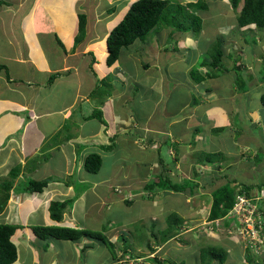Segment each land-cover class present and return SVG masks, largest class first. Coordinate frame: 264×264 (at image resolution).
Wrapping results in <instances>:
<instances>
[{
  "label": "rangeland",
  "instance_id": "rangeland-1",
  "mask_svg": "<svg viewBox=\"0 0 264 264\" xmlns=\"http://www.w3.org/2000/svg\"><path fill=\"white\" fill-rule=\"evenodd\" d=\"M32 1L33 0H31L30 4L26 3L27 5L22 8L21 14L16 17V19H19V21H16L17 28L21 23L22 17L31 9ZM88 1L89 3L82 0L78 6V11L86 13L89 20L91 18L89 12L92 9L90 4L99 7L102 14L112 9L114 11L112 15L113 19L116 15H120V17L123 18L124 14L127 12H125V7H130L136 0ZM203 1H205L209 7L206 11L202 9L199 10L194 5L190 4L191 2L196 3L198 0H171L172 4L168 9V13L173 17L171 21H174L176 24L184 25L185 29L192 25L191 14L197 15L203 20L204 30L202 32H205V34L198 37L201 38V40L198 39L197 43L192 31L184 32L183 30L180 32L173 27L164 26L163 24L162 27L160 26L154 29L144 39H139L133 45L122 50L119 58V69L125 72L126 76L124 75L125 82L120 84L123 85L126 90L124 101L125 103L127 101V104H125L124 109H127V114H131L134 121L138 116L142 122L149 119L152 125L156 124L158 127L164 120L160 114L170 117L171 120L179 121L172 126V132H170L171 134L169 137H166L165 134L160 132H150V141L156 142L154 150L151 145L146 143L147 138H144L143 142L140 140L144 134H142L141 131H144L143 125L139 123V128L137 127L135 130L131 129L130 134L128 130L126 138L128 137L129 139L120 142L116 139L114 142V150H106V157L101 156L102 164L100 168L102 169L97 175V179H109L113 187L117 189L115 192L114 190L111 192L112 194L110 196L113 198L110 199L109 197L107 203L110 204H108L107 207L103 206V200L101 199V206H98L102 207V210L99 215H94L91 223L93 226L101 224L105 226V230L99 232L103 233L108 239H111L115 248L110 249V247L105 245L102 241L91 240L89 238H85L89 240L87 245L90 244V247L93 246V248H88L86 251L81 250L77 246L75 250L69 249L66 246L68 242H59L61 248L58 254L59 264H77V261L75 262L77 256L80 257L83 263L86 262L88 264H160L154 262L156 258L158 261L167 262L169 264H203L199 257L198 249L210 246L216 248L221 247L228 252L226 264H242L241 261L244 259L242 257V255H244L243 252L251 242L264 243V238L260 236L259 230L254 228L256 219H249V216L255 210L254 203H252L253 207L252 210H250V214L245 211L244 208L240 207L235 213L237 217L232 216L226 221L221 219L216 222L215 226L208 217L211 207V194L216 189L225 185L234 187L230 185V183L236 181V184H239L237 192H240L244 190L240 185L243 182H248L246 184L252 183L253 186L257 183H264V175L263 173L261 174V171L264 170V106L262 105L263 110L260 111H258L259 109L253 110L252 107L253 103L259 105L258 100H260V96L264 93V82H262L264 81V64H262L264 63V29L256 27L238 28L237 16L243 6L242 2L238 10L235 11L232 8L230 0ZM219 1L221 3H219ZM122 12L125 13L122 14ZM51 13L53 17L52 20H55L57 23V14L55 10ZM172 14L175 16H172ZM64 21L65 20L62 22ZM106 21L107 19H104L99 25L98 32L101 36L107 32V26H105ZM3 22V18L0 19V27H2ZM115 25L113 26L112 24L113 28ZM73 27L72 25V28ZM172 32H174V34ZM171 33L173 34L172 36ZM203 36L205 39H203ZM217 39H220L218 41L221 42V48L225 52L222 64L228 69V72H220L219 69V76L217 78L207 79L198 84L193 81L190 76L191 65L195 66L198 61L200 62L208 58L207 55L209 51L213 50L212 46L217 43ZM170 40L173 41V45H180L181 48L186 50L189 49V51L180 50L178 53L179 55L176 53V55L170 54L172 53L171 50L173 47L172 44L168 43ZM176 41L177 43H175ZM0 43H7L1 35ZM187 44L188 46H186ZM153 48L155 49L153 50ZM167 48L171 49L167 50ZM0 50L5 51L6 48L0 45ZM100 51L104 52L105 55L104 53H93L91 58L98 61V58L102 56V59L105 60L108 52L106 44L102 45V50L100 49ZM156 51L159 52V54H156V57L160 58V60L153 57L152 52L156 53ZM230 52L232 55L231 57L229 56ZM238 58L239 61L235 64ZM188 59L192 60V64L188 62ZM208 60V62H212L210 57ZM146 64L150 66L146 68ZM235 65L241 67V75L248 83L244 85V88L246 86V91L248 90L247 92H243L242 90H244V88L241 90V86L236 81L238 77L233 70ZM52 66H58V59L52 61ZM106 67L105 64L103 69L107 70ZM206 69L212 70L210 67L202 68V73H204ZM153 71H158L163 74L161 78H157L155 82V88L156 85H159L162 88L161 90L159 88L154 89L152 85L154 82L148 80L150 77L154 76ZM162 79H164V81H161ZM104 83H106L105 86H108L111 94H115L118 91V83L115 76H112L111 79L108 78V80L101 84ZM168 83L170 87H174V91L169 87L171 89L170 94L168 93ZM163 92L166 96L165 102L160 106H156V111H158V113L149 118V115L155 108L154 101L161 98ZM232 100H234L235 103L239 102L238 108L242 107L243 109L241 116L246 120L245 123L240 122L239 116L235 118V112L234 115L231 114L232 116H229L230 126L234 125L235 128V125L237 126L238 123H240V127L242 125L244 126L242 128L243 132L239 138L235 139L236 147L238 144L239 146H244V148L251 145V150L248 151L246 156L242 159L239 158L238 153H233L231 155L233 160L231 159L221 164L219 168L196 165V161L201 153L200 150L196 151L198 157H195V154H193L191 150H182L184 146L190 148L189 143L192 142L194 138V131L190 129L186 136L183 137V141H181V137H178L180 133L184 134L185 123L183 119L180 120L182 114L184 112L185 114L187 112L198 113L199 111L201 113L202 110V112L209 111L214 118H222L224 112H231V107L233 106ZM248 102H250V105ZM245 105H249L248 108H246ZM186 106L188 107L185 108ZM162 107H164L166 111L162 109ZM118 111L119 109L117 106V113ZM180 111L183 112L178 114ZM166 121L163 122L164 125L167 123ZM227 123L228 122H226L224 126H226ZM89 124H91V122ZM152 125L150 127H152ZM245 125L255 126L252 127L251 132ZM89 127L92 128L93 126L90 125ZM214 128L215 127H213L211 131H213ZM203 130L204 129L200 127L197 132ZM138 132L142 135H140L141 138L136 140V142L134 139L136 135L138 136ZM160 136L163 138H157ZM222 137L231 141V132L226 130ZM196 139L200 145L201 137H197ZM176 141L181 142L175 144ZM37 142L39 143V137L37 138ZM88 150V148L84 149V151ZM181 150V154H177L176 151ZM95 152L101 153L102 155L105 154L104 152L102 153L101 150ZM61 156L62 154L59 152L56 158L50 159L45 172H63L65 167H63L60 162ZM247 156L251 158L250 161L247 159ZM45 157L50 158L49 153H46ZM156 162L157 165L155 166L154 164ZM195 165L196 171L200 174L198 177L193 173V167ZM163 171L164 174H162L165 176L164 178H167L166 182H169L167 183L168 187H170V184H182L186 179L200 183L202 180H211L213 184L206 185L201 183L200 188H195L193 196L188 194L189 190L184 192L183 196H181L177 190L173 192L171 189L169 191L158 192L155 194L156 197L154 199H149L147 195L144 196L146 192L144 189L146 186L156 183L154 179L155 175ZM68 179L69 180L65 182L67 184L69 182L73 183L80 178L79 176H75L69 177ZM21 180L23 187H25L30 179L22 178ZM74 186H76V191L79 192L89 187H82L81 183ZM97 191L102 193L104 188L100 187ZM256 195V191H253V196ZM70 196L71 194L69 197ZM66 197H68V195ZM260 197H262V195ZM89 199L90 202H92L94 196L89 195ZM129 199L132 201L131 206H128L130 204L127 205L126 203ZM154 201L158 203L154 204ZM255 203L259 209H263L264 201H257ZM173 213L184 218L185 221L183 223L186 224L184 227L185 231L179 233L175 238L164 243L162 246L156 247L157 240L155 237L151 236L152 231L150 230H153V233L159 236V233L156 232L167 229L168 224L165 223V221ZM232 213L234 212L232 211L230 214ZM255 213L252 214V217H255ZM258 217L259 215H257V219ZM103 218H105V221H103ZM237 218L240 223L239 226ZM224 221L228 226L233 227L231 234H227L228 229L222 225ZM60 226L69 227L67 225ZM112 226H115L118 231L117 238L116 236L111 238L112 234L109 235L108 233ZM153 226L155 227L153 228ZM234 228H236V232ZM189 230L192 231V234L188 232ZM219 236L229 241L223 243V241L218 239L220 238ZM150 248L157 249L156 251L159 254H157V252L153 254ZM125 250H127V253H125ZM145 255L148 257L147 259ZM132 256L137 258L141 257V259L138 261L134 259L130 260ZM79 264H82L81 261ZM262 264H264V262Z\"/></svg>",
  "mask_w": 264,
  "mask_h": 264
},
{
  "label": "crops",
  "instance_id": "crops-1",
  "mask_svg": "<svg viewBox=\"0 0 264 264\" xmlns=\"http://www.w3.org/2000/svg\"><path fill=\"white\" fill-rule=\"evenodd\" d=\"M84 1L89 3L88 0ZM81 2L82 0H33L31 9L22 17L17 28L16 21L19 19L16 17L21 14L23 7L31 3V0H0V19L4 20L0 27V35L7 41V43H0L6 48L5 51L0 50V209L3 208L0 213V224H11L18 227L11 238L18 250V260L14 264H59L58 254L61 249L59 242L63 241L39 239L35 235V227L55 226L62 223L72 228L89 231L105 230L102 224L93 226L91 221L94 215H99L102 210V207L98 206L101 199L103 206L107 207L110 204L107 200L109 197L113 198L110 196L111 192L113 190L115 192L117 188L113 187L109 179H97L102 168L97 172L87 169V157L92 154L106 157L104 147L111 145L116 139L119 142L129 139L126 138L128 130L130 134L131 129L139 128L138 123L143 125L144 132L139 130L144 134L141 138L142 134L138 132L134 140L141 138L143 142L144 138H147L146 143L154 150L156 142L150 141V132H160L169 137L172 126L179 121L171 120L170 117L162 114L160 115L164 120L159 127L156 124L152 125L149 119L142 122L139 116L134 121L133 116L127 114V109H124L127 104V101L126 103L124 101L126 90L120 83L125 82L126 73L119 69V61L114 66L108 67L106 58L103 60L101 56L98 61L91 58L93 53H104L100 49L102 50V45L106 44L113 26L122 20L120 15L112 19L111 15L102 14L99 7L90 4L92 9L89 12L91 18L88 20L87 37L76 50H73L74 40L78 33V6ZM125 8L126 12L129 7ZM54 10L57 14V23L52 20L51 12ZM104 19H107L105 23L107 32L101 36L98 28ZM63 20L65 21L62 22ZM203 34L205 32H202ZM58 39L64 44L65 49L59 45ZM152 54L153 57L158 58L156 54L159 52H152ZM229 56H232L231 52ZM55 59H58L56 67L52 66V61ZM104 63L107 70L103 69ZM145 66L148 68L150 65ZM53 74H59V77L49 84ZM153 74L155 77H150L148 80L154 82L152 84L154 89L161 90L159 85L155 88V82L163 74L158 71H153ZM112 76L117 79L118 91L115 94L104 96L95 94L98 86L108 78L111 79ZM169 87L168 83L170 94L174 87H170L171 89ZM165 97L163 92V96L154 101L155 108L149 118L158 113L156 106L163 104ZM258 101L259 105L252 104L253 110H263L260 100ZM248 103L250 105V102ZM232 105L231 112H224L222 118H214L209 111L202 112L201 110V113L195 111L196 113L187 112L186 114L184 112L180 119H183L185 123L184 134L180 133L178 137H181L183 141V137L191 129L195 133L192 139L195 145L190 142V148L184 146L182 150L193 151L195 157H198L197 150L222 153L228 161L233 160L231 155L236 152L242 159V156L251 150V145L244 148L238 144L236 147L235 139L239 138L237 129L244 126L240 127V123L235 125V128L234 125L230 126L229 116L234 115L235 112V118L239 116L240 122L245 123L246 120L241 116L243 109L238 108L239 102L235 103L232 100ZM249 105H245L246 108ZM96 111H102L103 121L97 118ZM164 121L167 122L165 125ZM226 122L228 123L224 126ZM90 125L93 127H89ZM253 126L245 125L251 132ZM200 127L204 130L197 132ZM213 127L215 128L211 131ZM216 128L220 129L217 133H215ZM226 130L231 132V141L222 137ZM38 137L39 143L37 142ZM197 137H201L200 145ZM181 141H176L175 144ZM85 148L89 150L84 151ZM97 150L105 154L96 153ZM182 150L176 151L177 154H181ZM59 152L62 154L60 162L65 167L63 172H45L50 159L56 158ZM46 153H49L50 158L45 157ZM154 165L156 166L157 162ZM196 165L203 167L198 163V159ZM196 165L193 167V173H195ZM16 167L20 168V174L5 203L7 191L3 183L11 179L10 172ZM204 167L219 168L220 166L216 164ZM262 173L264 175V170L261 171ZM75 176H79L80 179L73 183H65L69 177ZM22 178L38 181L48 178L55 179L43 193L29 194L23 192ZM78 183H81L82 187H89L81 192L76 191L74 185ZM100 187L104 188L102 193L97 191ZM256 194L258 195L257 191ZM89 195L94 196L92 202H90ZM261 199H264V190ZM66 200L72 204L65 211L62 221L53 220L50 212L51 203ZM155 203L158 202L154 201ZM108 233L112 234L111 238L115 236L117 238L118 231L115 226H112ZM65 242H68L66 246L73 250L77 249L76 246L85 251L93 248L89 246L90 244L87 245L89 240L84 238L79 242ZM76 261L77 264L80 261L82 264H88L83 263L78 256Z\"/></svg>",
  "mask_w": 264,
  "mask_h": 264
},
{
  "label": "trees",
  "instance_id": "trees-1",
  "mask_svg": "<svg viewBox=\"0 0 264 264\" xmlns=\"http://www.w3.org/2000/svg\"><path fill=\"white\" fill-rule=\"evenodd\" d=\"M232 8L237 11L238 7L240 6L241 2H243L242 9L239 11V14L237 16V26L238 28H249V27H256V28H262L264 29V0H230ZM219 3H221L219 1ZM171 0H136L131 4L128 11L122 18V20L111 30L109 33L107 40H106V46L108 49V55L106 57V64L108 67H112L119 61V58L121 56V52L124 48H127L131 45H133L137 40L144 39L147 37L154 29H157L158 27H162L164 24L168 27H173L180 32L184 30V32L192 31L196 43L197 40H201L202 31L204 30L203 26V20L194 14H191L192 18V25L185 29V26L182 24H176L174 21H171L170 14L168 13V9L171 6ZM191 5H194L199 10H208V4L203 0H198V2H191ZM190 5V6H191ZM113 10H109L106 12V14L113 15ZM172 16H175L172 14ZM78 34L75 37L74 40V46L73 50H76L78 46H80L87 37V25H88V16L84 12H79L78 14ZM175 19V18H174ZM174 34V32H172ZM171 33V36L173 35ZM201 33V34H200ZM200 35V36H199ZM170 37V36H169ZM184 39V38H182ZM203 39L204 36H203ZM220 39H217V43L213 45V50L209 51L208 58L210 57L212 59V62H208V58H205L203 61H198L196 65H191L190 69V76L196 83H202L207 79H214L219 76V69L220 72L226 71L228 72V69L224 67L222 64L223 57H224V51L221 48ZM173 41H169V44H172ZM58 43L60 46H62L65 49L64 44L58 39ZM177 43V41L175 42ZM173 45V44H172ZM183 45V44H182ZM188 46V44L186 45ZM185 46V47H186ZM171 48H167V50H170ZM180 50H186L184 48H181L180 45L177 46V44H174L172 47V52L179 53ZM186 51H189L187 49ZM195 60V59H194ZM95 61V60H94ZM196 61V60H195ZM239 61V58L236 59L235 64ZM188 62L192 64V60L188 59ZM264 64V63H262ZM261 66V65H260ZM147 67V66H145ZM212 68V70L206 69L204 73H202V68ZM215 70V71H214ZM233 70L237 74L236 81L241 86V90L244 88V85H247L248 83L243 79V76L241 75V67L238 65H235ZM59 77V74H53L50 78L49 84H52L56 78ZM264 82V81H262ZM106 83L99 85L97 90L95 91V94H99L101 96L111 94L108 86H105ZM108 84V83H107ZM110 85V84H108ZM240 90V91H241ZM243 92L246 91V86ZM260 101L262 105L264 106V93L260 96ZM97 118L101 121H103V114L102 111H96ZM240 126V125H239ZM220 131L219 128L215 129V133ZM243 132L242 128L237 129V136L239 137L241 133ZM193 145H195V142H192ZM114 143L111 145L105 146L104 149L106 150H114ZM199 155V152H198ZM246 154L242 156L245 157ZM261 156V154H260ZM257 157L261 160V158L257 155ZM262 157V156H261ZM247 159L250 161L251 158L247 156ZM228 162L227 158L222 153H208L206 151H202L200 153V156L198 158V163L203 166H213L218 164L219 166L221 163ZM102 164V157L99 154H92L87 157L86 165L87 169L91 172H97L100 170V165ZM194 175L198 177L200 175L196 169L194 170ZM163 172H159L155 175L156 183H153L151 185H147L144 189L145 195L148 196L149 199H154L156 197L155 194L158 192L163 191H169L170 189L174 191L177 190V192L183 196L184 192L189 190V195L193 196L195 188H200L201 183L203 184H213L211 180H202L200 182H196L190 179H186L182 184H170V187L167 186L165 176L163 175ZM20 174V168L16 167L10 172L11 179L4 184V189L7 191L6 194V201L7 203L9 199V194L11 189L13 188L15 180L19 177ZM55 178H48L45 180H30L27 182L26 186L24 187L23 192L27 193H43L44 190L49 186V184L54 180ZM237 182L234 181L230 183V185H233L234 187H231L229 185L222 186L218 189H216L211 194V201H210V211H209V220H211V223L215 226L216 222L219 220H228L230 217L237 215L235 213L230 214L234 208L236 203L238 202L237 193L243 194L245 193L248 198L253 197V191L258 192V196L262 195V191L264 190V184L257 183L256 185H252V183L246 184L248 182H243L240 184L244 190H241L240 192H237V187L239 184H236ZM192 188V189H188ZM183 192V193H181ZM131 198V196H130ZM4 201V200H3ZM258 201V200H257ZM253 201V202H257ZM131 200L126 201L128 206H131ZM261 202V201H260ZM72 204L69 200L59 202L54 201L51 203L50 206V212L53 220L55 221H61L63 219V215L65 214V211L69 207V205ZM256 204V203H254ZM258 208V207H257ZM3 211V208L0 209V213ZM261 214V215H260ZM257 215H259L258 218L259 221L256 223V229L259 230L260 235L264 236V207L263 209H257L255 213V218H257ZM184 218L180 217L178 214L173 213L171 214L165 221V223L168 224L167 229L161 228V232L157 231L156 233H159V236L155 233H153V230L151 232V236L155 237L157 240L156 247L162 246L164 243H167L170 239L176 237L179 233H183L184 227L186 224H184ZM225 221L222 223V225L228 229L227 234H231V231H233V227L228 226ZM238 226H239V220ZM155 226H153L154 228ZM17 226L11 225V224H0V264H14L18 260V250L17 246L14 244V242L11 240L12 236L14 235L15 231L17 230ZM238 228V227H237ZM36 235L41 239H48V238H56L59 241H71V242H79L83 238H89L91 240L96 241H102L105 245L109 246L110 249H114V243L110 239H108L103 233L99 231H89L79 228H72V227H66V226H50V227H36L35 229ZM236 232V228H234ZM219 240L226 242L229 240H225L222 238V236H219ZM217 239V240H218ZM233 240V239H232ZM234 243V242H233ZM235 245V244H234ZM259 245V246H258ZM90 246V245H89ZM87 246V247H89ZM149 246V245H148ZM150 247V246H149ZM151 251L155 252V248H150ZM199 250V257L203 264H226L227 258H228V252L226 250H223L221 247H202ZM125 253H127V250H125ZM244 255L242 257V264H262L264 262V246L263 244L260 245V243L251 242L247 249L243 252ZM247 253V254H246ZM256 256V257H255ZM155 262L160 264H165L167 262H161L155 259ZM169 264V263H167Z\"/></svg>",
  "mask_w": 264,
  "mask_h": 264
},
{
  "label": "clouds",
  "instance_id": "clouds-1",
  "mask_svg": "<svg viewBox=\"0 0 264 264\" xmlns=\"http://www.w3.org/2000/svg\"><path fill=\"white\" fill-rule=\"evenodd\" d=\"M243 3V2H242ZM239 8V7H238ZM242 9V8H241ZM240 9V10H241ZM238 10V9H237ZM128 11V10H127ZM261 102V101H260ZM262 104V103H261ZM38 181V180H37ZM116 190V189H115ZM30 194V193H29ZM32 194H34V193H32ZM239 196H246V194L245 193H243V194H239L238 193V195H237V197L239 198ZM247 197V196H246ZM249 199H251L252 201H257L258 199H261V197L260 196H258V195H256V196H253L252 198H249ZM258 201H261V200H258ZM253 203H255V202H253ZM256 205V204H255ZM51 206V205H50ZM256 207H257V205H256ZM258 209V208H257ZM53 219V218H52ZM259 219L260 218H256V221L254 222V228H256V223L259 221ZM62 221V220H61ZM61 221H57V222H61ZM60 225H64V224H62V223H60V224H58V225H55V226H58V227H61ZM39 227H50V226H39ZM36 228V227H35ZM34 228V229H35ZM241 228V227H240ZM85 230V229H84ZM34 232H35V230H34ZM35 235H36V233H35ZM37 236V235H36ZM260 236H262V235H260ZM263 238H264V236H262ZM37 238H39L38 236H37ZM175 238V237H174ZM39 239H41V238H39ZM85 239V238H84ZM43 240H57L56 238H48V239H43ZM263 244V246H264V243H260V245H262ZM259 246V245H258ZM155 250H157V249H155ZM153 254L154 253H156L157 251H155V252H153V251H151ZM157 254H159L158 252H157ZM145 258L147 259L148 257L145 255ZM131 259H134V260H136V261H138V260H140L141 259V257H139V258H137V257H134V256H132L131 258H130V260ZM157 259V258H156ZM154 262H155V259H154Z\"/></svg>",
  "mask_w": 264,
  "mask_h": 264
},
{
  "label": "built area",
  "instance_id": "built-area-1",
  "mask_svg": "<svg viewBox=\"0 0 264 264\" xmlns=\"http://www.w3.org/2000/svg\"><path fill=\"white\" fill-rule=\"evenodd\" d=\"M249 202H251V203H249ZM252 203H253V201L251 199H249L248 197H246V196H239L238 202L236 203L233 212L236 213V210L241 207V208H244V210L247 211L250 214L251 213L250 210H252V207H253V204ZM256 210H257V207L255 205V210H254L253 213H255ZM252 214L249 216V219L250 220L253 219V218H255V217H252Z\"/></svg>",
  "mask_w": 264,
  "mask_h": 264
},
{
  "label": "bare ground",
  "instance_id": "bare-ground-1",
  "mask_svg": "<svg viewBox=\"0 0 264 264\" xmlns=\"http://www.w3.org/2000/svg\"><path fill=\"white\" fill-rule=\"evenodd\" d=\"M131 194V193H130ZM128 195V194H127ZM133 195V194H132ZM130 196V195H129ZM128 201V200H127ZM247 215V214H246ZM242 216V215H241ZM242 220H243V218H242ZM261 220V219H260ZM252 224V223H251ZM244 226V225H243ZM241 227H242V225H241ZM257 229H259V228H257ZM245 233V232H244ZM261 233V232H260ZM263 238V237H262ZM251 244V243H250ZM247 254V253H246ZM256 257V256H255Z\"/></svg>",
  "mask_w": 264,
  "mask_h": 264
}]
</instances>
